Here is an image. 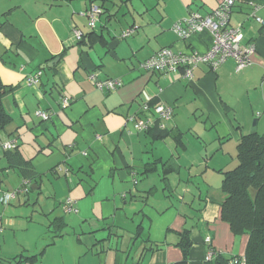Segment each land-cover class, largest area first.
<instances>
[{"label":"crops","instance_id":"0c3cea01","mask_svg":"<svg viewBox=\"0 0 264 264\" xmlns=\"http://www.w3.org/2000/svg\"><path fill=\"white\" fill-rule=\"evenodd\" d=\"M223 1L0 0V79L11 89L3 104L12 118L0 132V193L14 188L11 177L21 181L8 207L0 198V264H229L245 255L247 237L221 219L222 183L254 121L264 132V0H234L231 25H241L243 45L255 48L248 68L237 72L230 59L217 71L200 65L188 80L140 67L164 48L206 53L214 42L209 30L182 39L174 25ZM91 6L100 8L94 28ZM39 71L40 82L27 85ZM91 75L123 86L101 92ZM143 92L173 108L167 132L158 125L137 132L127 122L141 115ZM39 110L50 119L37 117ZM199 125L231 163L217 166L216 153L190 150L187 138ZM7 143L32 161V182L10 166L1 150ZM211 170L221 175L219 186ZM67 197L76 213L65 212ZM185 231L187 253L178 245ZM211 248L217 255L208 262Z\"/></svg>","mask_w":264,"mask_h":264},{"label":"built area","instance_id":"2783aa9c","mask_svg":"<svg viewBox=\"0 0 264 264\" xmlns=\"http://www.w3.org/2000/svg\"><path fill=\"white\" fill-rule=\"evenodd\" d=\"M235 6L234 0L223 1L217 9L208 15H202L199 13H192L183 21H179L174 25L175 33L182 39H188L192 34L201 33L204 30H209L214 42L210 49L204 53L199 54L192 52L189 54L177 53L170 48H164L160 50L151 59L146 60L140 64V67L147 72H181L183 77L192 80L194 78V72L200 65H207L212 71H217L228 60L233 59L236 62V71L248 68L251 65V54L254 53L255 48L253 44L244 46L245 40L244 28L231 25V14ZM100 12L98 6H92L87 12L89 17V26L94 28L97 15ZM251 16L256 17V11H253ZM257 21L262 22L260 18ZM135 32V29H129L123 32L122 37H130ZM75 38L81 40L82 33L80 31H74ZM42 77V71L37 72L34 75L27 77L26 83L29 86L37 85ZM92 84L101 92H113L123 86V82L120 79H107L98 80L95 75L90 76ZM144 103L141 107V115L130 116L127 122L133 124V128L137 132H147L155 125L162 130L166 129V122L173 117V108L165 105L164 103H154V99L147 93L143 92ZM64 109L70 106V100L64 98L62 101ZM36 116L43 120H49L50 114L43 111H37ZM16 146L13 143L3 144L2 149L11 150ZM87 155V153H84ZM28 191V188L25 189ZM18 192L6 193L1 198V202L8 204L12 199L16 197ZM76 202L72 199H68L65 203L64 209L66 213H76ZM2 228H0V232ZM206 242L211 244V238H207ZM217 255L216 251L211 248L207 256V261L210 262L214 256ZM229 264H247L245 259L232 258L229 260Z\"/></svg>","mask_w":264,"mask_h":264},{"label":"trees","instance_id":"16d2710c","mask_svg":"<svg viewBox=\"0 0 264 264\" xmlns=\"http://www.w3.org/2000/svg\"><path fill=\"white\" fill-rule=\"evenodd\" d=\"M9 91L11 89L0 79V132L12 122L3 104ZM162 132H167V125ZM17 148L6 150L10 166L20 171L24 181L32 182L38 172L32 161L26 160ZM237 158V167L223 173L225 200L221 204V219L230 225L235 236H246L248 239L245 255L232 258L245 259L247 264H264V133L244 136L238 144ZM178 245L187 253L191 246L188 231L181 234ZM157 248L158 245H155Z\"/></svg>","mask_w":264,"mask_h":264},{"label":"rangeland","instance_id":"374dc122","mask_svg":"<svg viewBox=\"0 0 264 264\" xmlns=\"http://www.w3.org/2000/svg\"><path fill=\"white\" fill-rule=\"evenodd\" d=\"M134 29H136V28H134ZM123 34V33H122ZM199 122H200V120H199ZM202 122V121H201ZM195 127V126H194ZM202 128L204 129V127H202V125H199L197 128L195 127V133H191V134H189V136H188V140H189V144H193V146L192 147H190V150L192 151V152H194L195 153V150L193 149L195 146L196 147H198V149H200L201 150V153H200V156L201 157H203V155H205L206 153H207V149H208V151H209V153L210 154H213V153H216V158H215V161L214 162H212V164H214V165H223V164H225V163H228V161L230 162V156H224L221 152L218 154V152H216V149H218V143L217 142H210L209 140H208V137H207V134H205L204 133V131L202 130ZM253 129V128H252ZM258 131V133L259 134H263L264 132H263V130H261V128H260V130H257ZM187 132H189V130L187 131ZM253 131L251 130V133H252ZM197 135H200L201 136V138H202V140L205 142L204 144L205 145H203L202 144V141H201V139L199 138H197V137H195V136H197ZM196 143V145H194V143ZM206 146V147H205ZM1 150L3 151V149L1 148ZM192 155V154H191ZM199 163H203V160H202V158H201V160L199 161ZM231 163V162H230ZM211 164V165H212ZM205 166L204 165H199L198 166V168H199V170L198 171H200L202 168H204ZM211 173V176H213V182H217L218 181V186L220 185V182H219V180L221 179V175L218 173V172H216V171H210ZM68 176H71V175H68ZM46 183H48L47 181H46ZM11 184L13 185V187L14 188H12L9 192H7V193H14V192H16V190H18V189H20L21 188V181H18L17 183L15 182V180L14 179H12V177H11ZM16 186V187H15ZM220 191V190H219ZM197 192V194H199V192H200V190L199 189H196L195 190V193ZM32 193V192H31ZM181 192H179V194L177 193V197H179V196H182L181 198H183L184 196L183 195H181L180 194ZM1 194V196H0V198L2 197V196H4V193L2 194V193H0ZM33 194V193H32ZM154 198H155V196H153ZM70 197H67V198H65L64 199V202L65 201H67V199H69ZM180 198V197H179ZM71 199H72V197H71ZM186 199H189V197H187ZM199 199V198H198ZM197 199V200H198ZM72 200H74V198L72 199ZM66 203V202H65ZM159 203L160 202H158L157 201V203L155 204V202L153 203V205L155 206V205H158L159 206ZM1 206L2 207H8L9 205H7V204H1ZM156 207V206H155ZM156 219H158V218H156ZM156 223H157V221H156ZM153 231H154V229H153Z\"/></svg>","mask_w":264,"mask_h":264},{"label":"water","instance_id":"95a60500","mask_svg":"<svg viewBox=\"0 0 264 264\" xmlns=\"http://www.w3.org/2000/svg\"><path fill=\"white\" fill-rule=\"evenodd\" d=\"M57 61H59V59L58 60H56V62ZM55 63V62H54ZM256 126H257V121H254V123H253V134H255V133H257V129H256Z\"/></svg>","mask_w":264,"mask_h":264}]
</instances>
